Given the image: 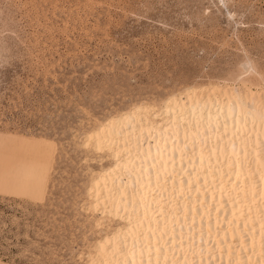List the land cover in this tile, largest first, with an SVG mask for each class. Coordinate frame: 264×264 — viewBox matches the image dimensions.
<instances>
[{
	"label": "rangeland",
	"instance_id": "374dc122",
	"mask_svg": "<svg viewBox=\"0 0 264 264\" xmlns=\"http://www.w3.org/2000/svg\"><path fill=\"white\" fill-rule=\"evenodd\" d=\"M212 85L264 87V0H0V264H86L122 221L92 210L113 158L85 134Z\"/></svg>",
	"mask_w": 264,
	"mask_h": 264
},
{
	"label": "bare ground",
	"instance_id": "6f19581e",
	"mask_svg": "<svg viewBox=\"0 0 264 264\" xmlns=\"http://www.w3.org/2000/svg\"><path fill=\"white\" fill-rule=\"evenodd\" d=\"M235 88L190 87L85 134L113 158L93 172L92 210L122 221L86 264H264V87ZM18 139L44 158L49 141Z\"/></svg>",
	"mask_w": 264,
	"mask_h": 264
}]
</instances>
